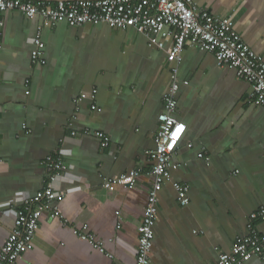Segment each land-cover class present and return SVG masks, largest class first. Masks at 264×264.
<instances>
[{
	"label": "crops",
	"instance_id": "1",
	"mask_svg": "<svg viewBox=\"0 0 264 264\" xmlns=\"http://www.w3.org/2000/svg\"><path fill=\"white\" fill-rule=\"evenodd\" d=\"M194 2L215 17H229L264 63V0ZM3 20L0 248L12 225L5 208L19 207L42 190L41 163L56 153L67 166L54 185L64 194L62 220L42 216L32 249L17 264H135L150 183L146 152L156 147L162 95L174 67L177 80L188 83L179 88L173 114L186 128L171 160L170 180L158 195L151 263L213 264L219 252H228L245 233L248 216L264 207V107L253 103L251 85L218 66L211 53L186 46L173 65L142 34L105 25L42 28L45 64H33L40 18L7 11ZM93 89L99 111L90 110L89 99L77 111L75 99ZM85 130L103 132L108 145L102 147L92 134L72 136ZM137 168L134 188L102 187L105 178ZM177 182L189 187L185 207L177 202ZM83 225L104 243L105 254L78 238ZM255 225L264 235V222Z\"/></svg>",
	"mask_w": 264,
	"mask_h": 264
},
{
	"label": "built area",
	"instance_id": "2",
	"mask_svg": "<svg viewBox=\"0 0 264 264\" xmlns=\"http://www.w3.org/2000/svg\"><path fill=\"white\" fill-rule=\"evenodd\" d=\"M14 11L27 19L39 17L38 26L31 52L33 64H45L42 50V28L60 23L69 27L87 24L105 25L110 29H132L148 40L149 46L164 50L170 64H179L186 46L211 53L220 67L232 69L238 79L251 85L253 103L264 107V63L234 30L229 17H215L194 0H0V37L4 26L3 14ZM166 42H170L168 48ZM1 50V44H0ZM177 69H171V81L162 95L163 112L158 116L156 147L146 152L149 167V187L146 190V204L137 227V246L135 264H152L154 228L158 217V195L165 183L170 180V170L174 168L171 160L176 153L178 143L186 126L178 123L173 114L177 106V93L181 84L177 80ZM28 94V92H27ZM97 90L82 93L75 99L78 111L80 103L91 100L90 110L99 109L94 102ZM92 134L101 141V146L108 145V138L101 131L72 133V136ZM199 158L208 160L203 153ZM46 179L44 187L31 198H25L22 205H8L5 210L12 218V225L4 245L0 248V264H17L23 255L32 249L33 237L39 228L42 216L62 220L60 203L64 194L54 185L67 169L60 154H51L41 163ZM141 174L140 168L131 169L113 178H105L102 187L113 191L117 186L134 188ZM177 202L185 207L189 204V187L174 183ZM118 214V213H117ZM264 222V207L252 212L247 219L245 233L238 235L228 252H219L213 264H246L257 259L264 264V235L256 229L255 222ZM120 225L117 226V229ZM78 238L89 244L94 250L105 254L104 243L83 225L77 231Z\"/></svg>",
	"mask_w": 264,
	"mask_h": 264
}]
</instances>
